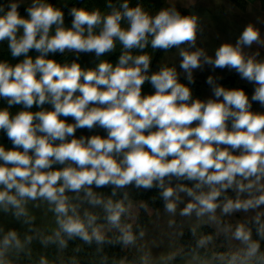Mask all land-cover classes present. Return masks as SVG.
Returning <instances> with one entry per match:
<instances>
[{
    "label": "clouds",
    "instance_id": "obj_1",
    "mask_svg": "<svg viewBox=\"0 0 264 264\" xmlns=\"http://www.w3.org/2000/svg\"><path fill=\"white\" fill-rule=\"evenodd\" d=\"M21 3H0V42L8 41L13 58L23 57L14 65L0 61V98L8 105L0 109V130L13 145L8 149L0 145V209L12 210L19 219L27 217L29 201L46 202L58 230L44 242L58 241L63 248L62 234L89 244L105 240L102 226L96 224L98 216L86 208L81 211L85 203L103 209L107 223L119 230L125 245L135 242L131 225L121 224L127 212L123 200L105 199L93 187L112 186L113 196L130 185L157 187L165 210L173 214L180 193H185L191 200L180 215H207L214 222L218 208L225 215L264 205V113L251 110L243 89L214 86V98L203 101L192 98L175 67L150 72L151 56L143 50L149 43L153 50L165 51L185 43L195 46V16H182L172 8L150 15L139 4L130 7L124 0L119 8L109 4L112 11L106 15L98 9L73 7L71 27H65L63 12L51 3L32 0L26 17L18 10ZM253 43L264 41L249 24L235 46L225 43L216 50L214 60L202 49H180V68L190 83L193 70L201 67V57L216 68L235 69L256 85L251 99L264 106V61L246 57L242 50ZM117 44L122 52L115 65L100 59ZM33 49L39 53L34 59L28 55ZM133 49L142 54L133 55ZM66 51L75 53L76 60L61 64L49 57ZM81 53H94L100 62L84 69L77 62ZM145 82L154 89L150 95H142ZM207 83L213 84L211 77ZM45 104L52 109L44 110ZM13 105L24 110L12 115ZM33 105L41 110L30 111ZM68 117L74 123H68ZM97 126L107 135L75 137L77 129ZM55 164L64 167L54 169ZM173 178L194 183L172 186ZM229 189L235 199L225 196L221 204L219 198ZM262 216L264 211H257L254 222L264 238ZM230 230L225 226V232ZM231 234L243 247L221 257L226 264H264V253L250 228L239 223ZM211 240L202 237L198 244ZM26 241L30 243L31 237ZM13 247L23 245L18 234L9 231L0 240V258ZM0 264H5L3 259ZM40 264L47 261L42 258Z\"/></svg>",
    "mask_w": 264,
    "mask_h": 264
},
{
    "label": "rangeland",
    "instance_id": "obj_2",
    "mask_svg": "<svg viewBox=\"0 0 264 264\" xmlns=\"http://www.w3.org/2000/svg\"><path fill=\"white\" fill-rule=\"evenodd\" d=\"M71 0H45L47 3H53L54 7L58 9L64 8ZM10 0H3V4L6 6ZM31 0H22L21 6L30 5ZM172 8L176 11H186L189 16H195L197 19V35L195 46H190L187 43L182 44L180 48H173L165 51L162 57L158 61V67L160 66H173L175 67L178 77L186 79L187 74L180 68V62L182 57L179 55L180 49H185L187 51H195L197 49H202L203 52L215 59L216 50L225 43L236 45L237 40L243 33L244 29L251 24L254 28L259 30L260 39L264 41V0H165V5L162 9ZM161 10V9H160ZM158 10V12L160 11ZM22 16H27L25 13ZM117 49H122V46L117 44ZM10 49H7V51ZM243 53L245 56H254L257 61H264V44L253 43L250 47L242 46ZM67 52V51H66ZM258 53V55H257ZM149 54V52H148ZM8 55H11L9 53ZM33 59L34 55L28 53ZM85 67H92L100 62L98 58L95 57L94 53L85 54ZM110 53L106 54V57H101L100 59H107ZM150 55V54H149ZM2 58H4L2 60ZM0 61H7L10 64L14 65L18 63L23 57L18 58H7L2 55ZM7 59V60H6ZM151 57V64H152ZM151 70V65H150ZM234 75V80L230 82V75ZM193 80H197L201 85V94L197 98L206 101L208 99H213V88L214 86H222L226 89H243L245 94L248 96L249 101L252 104L251 110L253 112L264 113V106L259 102L252 101V95L255 91L256 85L243 79L241 75L232 68H216L212 64L204 63L203 57H201V67L194 69L192 72ZM211 77L213 84L207 83L208 78ZM226 82V83H225ZM145 84L142 87V95H150L151 92L148 90ZM44 110H51V104L43 105ZM24 110L22 105H13L9 108V111L12 115H15L17 112ZM30 111H39L41 110L36 105H33ZM61 119H65L61 117ZM68 123H74V120L71 117L67 118ZM229 127L231 123L229 122ZM92 135H101L106 136L107 133L104 129L100 127H95L91 130L77 129L75 137L79 138L81 136L89 137ZM72 137H69L71 139ZM56 143H59L57 141ZM55 166V167H54ZM64 165L55 164L53 165L54 169L62 168ZM166 180V186H167ZM177 183H181L180 180L172 179L171 185L175 186ZM193 181L189 182L188 187H192ZM207 190V189H205ZM93 191L98 195H101L103 198H111L114 202V196L110 193L111 191L106 187L95 188ZM110 191V192H109ZM83 196V193L81 194ZM181 201L177 203V210L173 213H168L165 210V203L159 208L150 209V217L146 221V224L143 226L140 233H143L141 236L140 233L136 235L135 242L130 244L131 250L142 257L144 264H171L172 259L175 255L184 249V244L181 241L182 233L187 229L191 228L193 230L199 231L202 233L204 231V225L211 226L218 235H221L225 229V226H231L230 232L234 231L235 226L239 223H244L247 226L248 219H254L256 212L261 210V207L257 210H249L247 212L240 210L233 212L231 214H221L220 208L216 210V216L218 222L209 220L207 215L197 218L195 213L190 216L180 215V211L185 207V205L191 200V197H188L185 193H180ZM221 204L223 203L220 201ZM141 201H128L129 206V215L131 220H136L137 213L139 211V206ZM88 209L92 213L98 216L96 221L97 225L102 226V234H106L108 231L115 229L112 228L106 220L100 221L105 217V213L100 207H92L85 203L82 206L83 209ZM22 222V221H21ZM124 225V223H121ZM28 229H34L31 226H27ZM50 231V230H49ZM50 235V234H49ZM4 237V235H0ZM53 236L54 235H50ZM55 243L49 242V245L46 247L43 245L40 255L42 258L47 259L48 249L50 246ZM21 249H16V253L20 256L24 254V258L21 259V264H35L37 261V255L39 253L27 249V247L22 244ZM228 250L230 252L237 251L235 246L239 245L243 247L239 241L235 240L232 237L226 243ZM33 253L32 255L26 256V254ZM31 259V260H29ZM205 262H211L204 257H200L197 254H186L183 258L177 261L175 264H204Z\"/></svg>",
    "mask_w": 264,
    "mask_h": 264
},
{
    "label": "trees",
    "instance_id": "obj_3",
    "mask_svg": "<svg viewBox=\"0 0 264 264\" xmlns=\"http://www.w3.org/2000/svg\"><path fill=\"white\" fill-rule=\"evenodd\" d=\"M53 1L56 2V0ZM54 2L52 3L53 6ZM123 2L124 0H71L66 6H64V8L61 9L64 15V26L71 27L73 17L70 14V10L73 7H83L89 11L98 9L102 15H106L112 11V8L109 7V4L119 8L120 4ZM0 3L3 4V0H0ZM137 4H139L150 15H155L158 10L162 9V7L165 5V0H129L130 7L136 6ZM30 5L20 6L18 9L20 14L27 13L26 8ZM178 12L182 16H189L186 11ZM54 30L55 26H53L52 33L50 34H54ZM96 31H99V29L97 28ZM121 52L122 49L112 51L107 57L108 61L115 65L118 62ZM143 52H149L150 56L153 58L150 72L158 71L162 67L157 66L158 61L165 53V50H153L149 43ZM9 53L10 50H6L3 51L2 55L10 59L12 56L8 55ZM132 53L133 55L142 54L141 50L139 49H133ZM29 54L34 55V57L39 55V53L34 49L30 50ZM82 54L83 53L79 55V59L77 60L81 67L84 69L95 68L97 64L92 67H85V56H82ZM49 57L55 59L61 64L71 63L76 60V54L73 52H65L63 54L57 52L55 54H49ZM230 79V82L235 79L233 74L230 75ZM179 80L181 83H184L191 89L192 98H197L200 96L201 85L199 81L193 80L194 82L190 83L186 79L179 78ZM145 86L147 87V91L149 90L151 94L154 92V89L148 82H146ZM0 143H7L11 148L13 147L12 142L8 139L6 133L3 130H0ZM180 182L188 186L189 182L191 181L180 180ZM107 189L110 190L111 192H109L112 194L113 187L107 186ZM125 194H127L126 199ZM67 195L73 197L75 194L67 193ZM225 196L235 199L236 194L234 191L229 189L226 193L222 194L219 200L223 202ZM114 200H123L127 208V212L121 216V223H124V225L130 224L132 233L135 235V237L140 233L143 226L146 224V221L149 219L150 209L159 208L165 203L161 196V189L157 187H153L151 189L136 188L134 185L127 186L123 189H117L116 194L114 195ZM129 200L141 201L142 203L139 206L136 220L133 221L129 215ZM73 202L76 201L74 200ZM103 220H106L105 217L100 221ZM261 222H264V216L261 217ZM257 227L258 225L254 222V219H250L248 221V228L252 230V239L259 242L260 252L264 253V238L257 234ZM120 235L121 234L119 230L115 228L104 234L105 240L103 243H97L95 240H93L92 243L89 244L79 237L68 239L66 235L62 234V238L66 240V247H60L59 242L57 241L47 250V253L50 256L47 259H43L47 261V264H144L142 257L131 250L130 244L125 245L120 240ZM206 236H211L212 240L204 246H199V240ZM230 237V231L223 232L221 235H218L217 232L209 225H204V231L202 233H199V231L193 230L191 228H187L181 235V241L184 244V249L175 255L171 264H175L186 254H197L200 257L211 260V262H205L204 264H226V259H221V257L226 258L227 255L231 254L227 251L225 244ZM29 255L33 256V253L31 252L30 254H26V256ZM38 256L35 264H40L42 259L41 255Z\"/></svg>",
    "mask_w": 264,
    "mask_h": 264
},
{
    "label": "crops",
    "instance_id": "obj_4",
    "mask_svg": "<svg viewBox=\"0 0 264 264\" xmlns=\"http://www.w3.org/2000/svg\"><path fill=\"white\" fill-rule=\"evenodd\" d=\"M24 14L25 13H21V15ZM7 49H9L8 41L0 42V58H2L3 51H6ZM3 59L4 58H2V60ZM7 107L8 105L6 100L0 98V109ZM0 145L4 146L6 149L11 148L7 143H0ZM261 206L262 207L260 211H264V205ZM26 210L28 213L27 217H20L17 219L12 214V210L9 212H4L2 209H0V235H6L9 231H15L18 234L21 243L24 244L27 249L32 251H36L37 249L38 252L35 253H39L38 255H40L43 245L46 247L49 245V242H44L46 238L50 235H54L55 231L58 230L56 218L53 212L50 211L49 205L43 201H29L26 205ZM249 220L250 219L247 220V223ZM27 226H31L34 229H28ZM26 237H31L30 243L26 241ZM230 238L228 240H230ZM2 239L3 237L0 236V240ZM226 248L227 251L230 252L227 245ZM239 248H241V246L237 245L234 249L238 250ZM23 258L24 254H22V256L18 255L16 253V248L13 247L9 248L5 252V255L0 259H3L5 264H21V259Z\"/></svg>",
    "mask_w": 264,
    "mask_h": 264
}]
</instances>
